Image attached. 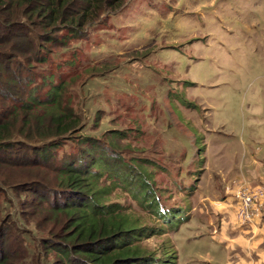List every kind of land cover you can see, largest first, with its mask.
Listing matches in <instances>:
<instances>
[{
    "label": "rangeland",
    "instance_id": "rangeland-1",
    "mask_svg": "<svg viewBox=\"0 0 264 264\" xmlns=\"http://www.w3.org/2000/svg\"><path fill=\"white\" fill-rule=\"evenodd\" d=\"M126 1L46 64L45 75L69 82L66 98L82 125L77 142L56 149V162L85 147V136L115 149L149 183L129 190L127 173L123 183L104 174L97 188L137 220L144 233L132 243L150 264H226L207 200L264 168V0ZM90 69L101 75L84 87ZM138 154L148 160L142 168ZM170 207L177 211L165 218L159 210Z\"/></svg>",
    "mask_w": 264,
    "mask_h": 264
},
{
    "label": "trees",
    "instance_id": "trees-1",
    "mask_svg": "<svg viewBox=\"0 0 264 264\" xmlns=\"http://www.w3.org/2000/svg\"><path fill=\"white\" fill-rule=\"evenodd\" d=\"M125 1L0 0V264L152 262L132 243L144 233L137 220L119 204L103 202L108 189L97 188L104 174L123 183L127 173L129 190L148 178L137 164L124 166L115 149L88 136L85 147L56 162V149L77 142L82 125L66 98L69 82L44 74L69 41L85 39L103 18L121 12ZM97 71H88L94 73L84 87L99 78ZM117 142L115 148L121 147ZM138 155L142 168L148 160ZM174 209L159 212L171 218ZM30 220L34 230L25 228Z\"/></svg>",
    "mask_w": 264,
    "mask_h": 264
},
{
    "label": "crops",
    "instance_id": "crops-1",
    "mask_svg": "<svg viewBox=\"0 0 264 264\" xmlns=\"http://www.w3.org/2000/svg\"><path fill=\"white\" fill-rule=\"evenodd\" d=\"M263 170L264 168L262 170L257 169L255 172L257 174L256 178L249 174L247 175L249 179L244 177L241 180H230L224 188L219 186L220 191L214 196H209L210 198L207 200L210 201L209 213L212 210L214 211L211 217L213 220L210 224L213 228H217L215 233L218 232L215 236V243L223 244L225 250L229 252L230 261L226 264H264V212L259 223H254L248 228H239L234 223L235 213H233L231 206V203L234 202L231 201L232 198L225 196V187L233 180L246 183L251 188L264 187V181H262L264 180ZM250 238L252 240L248 241Z\"/></svg>",
    "mask_w": 264,
    "mask_h": 264
},
{
    "label": "built area",
    "instance_id": "built-area-1",
    "mask_svg": "<svg viewBox=\"0 0 264 264\" xmlns=\"http://www.w3.org/2000/svg\"><path fill=\"white\" fill-rule=\"evenodd\" d=\"M264 175V170L262 172ZM236 203V220L242 227H249L264 212V187L251 188L246 183L231 181L225 190Z\"/></svg>",
    "mask_w": 264,
    "mask_h": 264
}]
</instances>
